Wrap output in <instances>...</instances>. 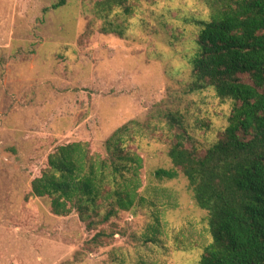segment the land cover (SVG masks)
<instances>
[{"label": "rangeland", "instance_id": "1", "mask_svg": "<svg viewBox=\"0 0 264 264\" xmlns=\"http://www.w3.org/2000/svg\"><path fill=\"white\" fill-rule=\"evenodd\" d=\"M0 0V264H198L212 242L207 213L187 179H156L172 169L165 116H184L203 153L229 126L235 108L212 90L189 94L201 0H132V12L95 18L88 0ZM136 122L140 196L148 205L122 213L106 248H82L94 233L74 214L57 218L30 196L31 181L61 145L104 143ZM147 205V206H148ZM149 242V243H146Z\"/></svg>", "mask_w": 264, "mask_h": 264}, {"label": "trees", "instance_id": "2", "mask_svg": "<svg viewBox=\"0 0 264 264\" xmlns=\"http://www.w3.org/2000/svg\"><path fill=\"white\" fill-rule=\"evenodd\" d=\"M69 0H57L54 11ZM95 18L132 12V0H88ZM208 20L196 21L199 35L191 57L189 94L212 90L235 108L229 126L201 153L184 116L168 113L172 169L156 179H187L193 200L207 213L212 242L198 264H264V0H201ZM137 123L117 129L104 143V155L87 142L58 146L47 167L31 181L30 196L49 202L57 218L76 215L94 233L87 254L106 248L120 234L110 231L122 213L153 205L140 196V158L131 149ZM148 205V206H147ZM149 243V242H146Z\"/></svg>", "mask_w": 264, "mask_h": 264}]
</instances>
